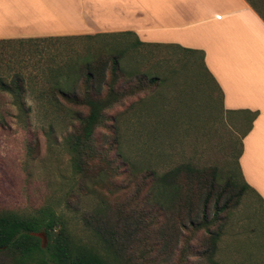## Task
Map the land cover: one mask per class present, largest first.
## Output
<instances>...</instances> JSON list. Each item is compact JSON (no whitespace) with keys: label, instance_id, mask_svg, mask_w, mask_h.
Segmentation results:
<instances>
[{"label":"rangeland","instance_id":"obj_1","mask_svg":"<svg viewBox=\"0 0 264 264\" xmlns=\"http://www.w3.org/2000/svg\"><path fill=\"white\" fill-rule=\"evenodd\" d=\"M133 40L131 35H96L0 42V77L11 83L14 73L20 72L27 82L24 104L0 87V212L31 214L56 208L69 218L78 241L95 244L84 217L102 200L112 208H144L147 185H139L144 172L138 170L134 176L124 157L155 161L164 171L181 163L214 167L222 174L237 170L242 135L252 123L250 113L224 108L219 86L202 67L201 53L178 46L137 45ZM120 53L124 72L117 76L116 88L126 93V99L107 110L106 125L95 133L96 144L108 153L115 174L109 176L112 170L107 169L106 181L98 184L73 173L64 145L73 121L54 110L55 104L38 99V94L64 82L67 75L73 78L68 90L81 93L87 84L75 67L92 56L111 61ZM127 108L129 113L116 121ZM79 109L87 112L85 107ZM134 109L136 114L131 113ZM231 206L211 225L217 230L226 224L215 260L264 264V203L246 190L242 198L232 197ZM210 217L216 218L214 205ZM37 235L46 246L45 231ZM206 236L202 229L193 238L198 253L188 256V261L177 249L172 254L155 252L149 264H212L202 256ZM0 264L12 262L0 255Z\"/></svg>","mask_w":264,"mask_h":264},{"label":"trees","instance_id":"obj_2","mask_svg":"<svg viewBox=\"0 0 264 264\" xmlns=\"http://www.w3.org/2000/svg\"><path fill=\"white\" fill-rule=\"evenodd\" d=\"M248 1L264 18V0ZM96 35L129 34L115 32L57 37ZM12 40L15 39H0V42ZM133 41L137 45L178 46L185 51L199 52L203 69L216 82L206 66L203 50L179 44L150 43L139 39ZM122 54L113 55L111 61L96 60L92 56L76 66L75 73L77 76H85L87 84L81 93L68 90L67 87L73 78L67 75L64 82L57 81L50 89H43L38 94V99L52 106L55 104L57 109L54 110L61 111V114L73 121V130L64 139L73 173L86 181L89 179L98 184L106 181L107 169L112 170L109 176L115 174L108 153L96 144L95 133L98 127L106 125L107 110L126 99V93L116 88L118 75L124 72L120 61ZM108 74H111V78ZM104 86L107 88L105 91ZM0 87L11 92L24 104L27 82L22 73L15 72L11 83L0 77ZM82 107L87 108L86 113L79 109ZM136 110L131 113L136 114ZM129 111L127 108L119 112L116 121ZM244 112L250 113L251 122L258 115L257 111ZM251 127L252 123L242 138ZM242 150L243 147L237 155V170L233 169L226 174L214 167H200L191 163H181L164 171L155 161L147 159L142 161L143 163L133 162L124 157L134 176L139 174L136 172L138 170L144 172L145 180L139 185H147L145 209L112 208L106 200H102L90 215L84 217V224L97 240L95 244L78 241L70 229L69 218L56 208H40L31 214L12 210L1 211L0 255L9 258L12 264H149L154 260L152 258L155 252L172 254L178 249L183 255L182 259L188 261V256L198 253V248L192 244V240L203 229L207 236L203 241L202 256L212 264H221L215 260L214 255L226 224L221 223L217 230H213L211 225L220 218L221 212L230 210L232 197L240 199L246 190L256 193L264 203L244 178L239 162ZM213 205L216 209L214 220L210 217ZM40 230H44L48 236L46 246L37 235Z\"/></svg>","mask_w":264,"mask_h":264},{"label":"crops","instance_id":"obj_3","mask_svg":"<svg viewBox=\"0 0 264 264\" xmlns=\"http://www.w3.org/2000/svg\"><path fill=\"white\" fill-rule=\"evenodd\" d=\"M127 32L203 50L226 110L258 112L243 138L245 180L264 200V18L248 0H0V39Z\"/></svg>","mask_w":264,"mask_h":264}]
</instances>
